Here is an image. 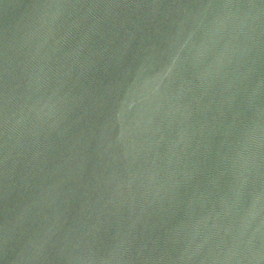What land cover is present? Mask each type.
<instances>
[{"label":"water","instance_id":"obj_1","mask_svg":"<svg viewBox=\"0 0 264 264\" xmlns=\"http://www.w3.org/2000/svg\"><path fill=\"white\" fill-rule=\"evenodd\" d=\"M0 264H264V0H0Z\"/></svg>","mask_w":264,"mask_h":264}]
</instances>
